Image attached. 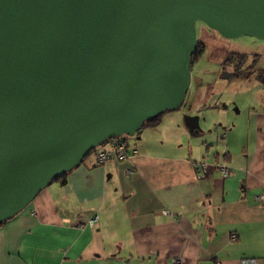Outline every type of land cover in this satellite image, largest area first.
Returning <instances> with one entry per match:
<instances>
[{"label": "water", "instance_id": "95a60500", "mask_svg": "<svg viewBox=\"0 0 264 264\" xmlns=\"http://www.w3.org/2000/svg\"><path fill=\"white\" fill-rule=\"evenodd\" d=\"M198 20L264 39V0H0V223L94 147L180 108Z\"/></svg>", "mask_w": 264, "mask_h": 264}, {"label": "crops", "instance_id": "0c3cea01", "mask_svg": "<svg viewBox=\"0 0 264 264\" xmlns=\"http://www.w3.org/2000/svg\"><path fill=\"white\" fill-rule=\"evenodd\" d=\"M235 113L244 122H224L221 144L193 143L186 125L149 143L162 118L127 140L129 161L86 157L0 225V264H264V109Z\"/></svg>", "mask_w": 264, "mask_h": 264}, {"label": "rangeland", "instance_id": "374dc122", "mask_svg": "<svg viewBox=\"0 0 264 264\" xmlns=\"http://www.w3.org/2000/svg\"><path fill=\"white\" fill-rule=\"evenodd\" d=\"M196 29L204 51L191 66V83L185 100L179 109L163 115V119H168L165 121L169 122L168 127L148 131L146 141L149 143L175 142L173 137L180 125H186L193 143L198 144L212 135L221 144L226 133L224 122H244L240 119L244 113L238 116L235 111L248 107L264 109V39L251 35L226 38L200 20ZM229 52L246 54V61L238 71L236 64L224 63ZM190 117L198 118V133H191ZM122 136L129 142L133 140L132 135ZM214 152L211 150L208 156L212 157Z\"/></svg>", "mask_w": 264, "mask_h": 264}, {"label": "built area", "instance_id": "2783aa9c", "mask_svg": "<svg viewBox=\"0 0 264 264\" xmlns=\"http://www.w3.org/2000/svg\"><path fill=\"white\" fill-rule=\"evenodd\" d=\"M138 150L136 147L130 145L121 137H114L109 139L103 144V147L95 154L96 164H104L111 159H116L118 162L129 161L132 157L137 154ZM199 168L200 173L204 174L206 172L207 163L201 161L196 165ZM216 169L222 173L223 176H227L229 169L224 164L217 163L215 164ZM127 174L133 172V168H127ZM259 199H264V196H259ZM164 214H167L168 211L164 210ZM96 220V216L90 219V223H93ZM172 264H182L181 258H174ZM240 264H258L256 258L244 257L240 260Z\"/></svg>", "mask_w": 264, "mask_h": 264}, {"label": "trees", "instance_id": "16d2710c", "mask_svg": "<svg viewBox=\"0 0 264 264\" xmlns=\"http://www.w3.org/2000/svg\"><path fill=\"white\" fill-rule=\"evenodd\" d=\"M202 51H204V45L198 40L197 47H196L195 51L193 52V54L191 55V66L197 60L198 56L202 53ZM245 61H246V54L245 53L229 52L228 55H227V57L225 58L224 63H226V64H236V68H237V71H238L239 70L238 69L239 66L242 65ZM190 69H191V67H190ZM166 112H168V111H164V112L160 113L158 116H156V117H154V118H152L150 120H147L142 125L141 129L137 133L141 132L142 129H145L147 127H156V126H158L161 123L162 117H163V115ZM120 137L123 138L125 141H127V139L124 136H120ZM102 147H103V144L94 147L86 157H88V156H90L92 154L98 153V151ZM65 175H66V173L65 174H62L56 180H62V181H64ZM6 221L7 220L1 222L0 225L3 224Z\"/></svg>", "mask_w": 264, "mask_h": 264}]
</instances>
